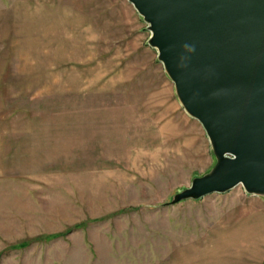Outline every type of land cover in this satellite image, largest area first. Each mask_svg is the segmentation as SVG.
<instances>
[{"label": "rangeland", "instance_id": "obj_1", "mask_svg": "<svg viewBox=\"0 0 264 264\" xmlns=\"http://www.w3.org/2000/svg\"><path fill=\"white\" fill-rule=\"evenodd\" d=\"M129 0H0V264H264V197L172 204L216 163Z\"/></svg>", "mask_w": 264, "mask_h": 264}, {"label": "water", "instance_id": "obj_2", "mask_svg": "<svg viewBox=\"0 0 264 264\" xmlns=\"http://www.w3.org/2000/svg\"><path fill=\"white\" fill-rule=\"evenodd\" d=\"M216 163L172 204L242 185L264 197V0H129Z\"/></svg>", "mask_w": 264, "mask_h": 264}]
</instances>
